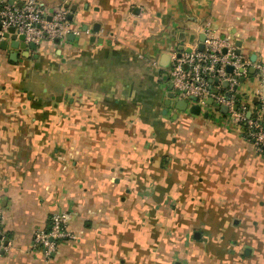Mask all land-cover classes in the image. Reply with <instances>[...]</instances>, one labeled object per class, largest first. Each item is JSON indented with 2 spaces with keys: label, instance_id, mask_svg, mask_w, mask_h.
<instances>
[{
  "label": "crops",
  "instance_id": "obj_1",
  "mask_svg": "<svg viewBox=\"0 0 264 264\" xmlns=\"http://www.w3.org/2000/svg\"><path fill=\"white\" fill-rule=\"evenodd\" d=\"M35 1L69 30L0 49V264H264V158L223 106L177 110L167 76L207 33L264 65V0ZM59 213L73 240L45 257Z\"/></svg>",
  "mask_w": 264,
  "mask_h": 264
},
{
  "label": "built area",
  "instance_id": "obj_2",
  "mask_svg": "<svg viewBox=\"0 0 264 264\" xmlns=\"http://www.w3.org/2000/svg\"><path fill=\"white\" fill-rule=\"evenodd\" d=\"M66 11L60 9L47 16L35 0H24L20 6L0 0V25L2 31L13 28L17 36L24 37V43L40 45L44 42L63 40L69 30ZM225 52V53H224ZM254 68L259 80L256 91L257 106L251 110L237 96L240 79ZM231 68V71L227 69ZM167 76L182 99L196 98L200 107L208 106V99L216 108L227 109L226 119L236 126L242 139L264 158V65L251 63L249 59L236 53L235 47L228 45L213 33L205 34L203 49L174 57ZM214 80H217L214 83ZM226 82V87H221ZM219 86L213 94V86ZM221 88V91H219ZM67 215L54 214L48 219L47 229H36L33 247L49 257L58 244L73 240L66 231ZM5 239L0 212V244Z\"/></svg>",
  "mask_w": 264,
  "mask_h": 264
},
{
  "label": "water",
  "instance_id": "obj_3",
  "mask_svg": "<svg viewBox=\"0 0 264 264\" xmlns=\"http://www.w3.org/2000/svg\"><path fill=\"white\" fill-rule=\"evenodd\" d=\"M9 4L12 5L14 4V0H10L9 1ZM20 5V4H18ZM96 28V26H95ZM205 40V35L204 34H201V36L199 37V46H198V50L201 51L203 49V42ZM8 45L12 48V49H31V50H35L36 46L35 44L33 43H30L28 46H26V44L24 43V37L23 36H17L14 32V29L13 28H8L6 31H2V27L0 25V49L1 50H6ZM239 46V45H237ZM225 53V52H224ZM237 54H239V52L237 51ZM253 61V60H252ZM170 62V59H169V56L164 54L160 60V66L161 67H168V64ZM254 62V61H253ZM228 71H231V68H228L227 69ZM250 74H253L254 73V69H250L249 71ZM242 81V80H241ZM217 80H214V83H216ZM222 85L223 86H226V82H222ZM213 94H216V90H213L212 91ZM175 96H178L180 97V93L179 91H176L175 92ZM173 98V94H170L169 95V99H172ZM189 100H192V101H196V98L194 97H189L188 98ZM208 104H212V100L211 99H208L207 101ZM176 109L179 110V111H185L187 109V103L184 99H180L178 101H176ZM199 107L197 105H194L190 108V111L192 113H195V114H199ZM222 111L226 112L227 109L225 107H222L221 108Z\"/></svg>",
  "mask_w": 264,
  "mask_h": 264
},
{
  "label": "rangeland",
  "instance_id": "obj_4",
  "mask_svg": "<svg viewBox=\"0 0 264 264\" xmlns=\"http://www.w3.org/2000/svg\"><path fill=\"white\" fill-rule=\"evenodd\" d=\"M166 73V72H165Z\"/></svg>",
  "mask_w": 264,
  "mask_h": 264
}]
</instances>
